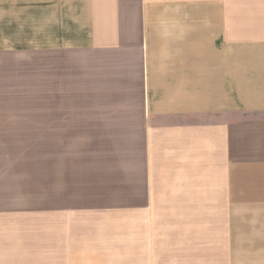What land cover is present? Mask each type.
<instances>
[{
    "label": "crops",
    "instance_id": "crops-1",
    "mask_svg": "<svg viewBox=\"0 0 264 264\" xmlns=\"http://www.w3.org/2000/svg\"><path fill=\"white\" fill-rule=\"evenodd\" d=\"M4 85L138 150L0 186V264H264V0H0Z\"/></svg>",
    "mask_w": 264,
    "mask_h": 264
},
{
    "label": "rangeland",
    "instance_id": "rangeland-1",
    "mask_svg": "<svg viewBox=\"0 0 264 264\" xmlns=\"http://www.w3.org/2000/svg\"><path fill=\"white\" fill-rule=\"evenodd\" d=\"M7 88L0 87V186L31 185L38 192L22 196L44 198L46 179L54 183L61 177L76 181L75 153H84L83 176L92 180L111 174L92 171V152L138 150L137 139L75 141L73 120H58L56 112L49 113V125L54 127H46V112L39 111V102ZM68 168L72 173L66 171Z\"/></svg>",
    "mask_w": 264,
    "mask_h": 264
}]
</instances>
